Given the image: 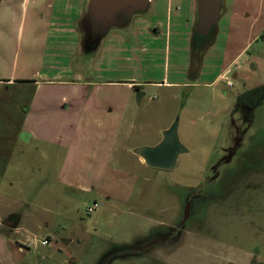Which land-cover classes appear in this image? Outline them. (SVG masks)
<instances>
[{
    "label": "rangeland",
    "instance_id": "obj_1",
    "mask_svg": "<svg viewBox=\"0 0 264 264\" xmlns=\"http://www.w3.org/2000/svg\"><path fill=\"white\" fill-rule=\"evenodd\" d=\"M25 24L20 33L10 27L0 37L6 62L0 76L8 75L11 68L18 77L41 71L37 65L39 54L43 55L41 37L30 30L31 18ZM213 29L191 43L183 37L180 48L165 44V53L162 48L158 59H153V77L165 70V76L173 80L179 61L177 72L183 74L186 85L147 87L141 104L136 100L138 108L133 103L128 106L115 140V114L98 117L109 123L103 126L86 123V135L74 133L72 140L67 131L62 142L71 150L67 163L59 143L50 159L37 143L28 147L11 143V132L1 127L7 114L19 117L22 93L43 95L41 100H31L26 111L21 108L41 131L56 130V134L61 123L78 120L71 113L75 115L74 97L84 87L75 83L79 79L69 69V53L77 56L76 46L69 41V47H52L49 65L53 69L47 77L55 82L38 88L0 87V216L20 211L14 238L39 244L51 235L53 246L55 239L62 243L64 237L73 238L82 243L70 250L77 252L78 259L84 253V259L74 264H227L236 248L264 256V97L254 107L238 103L240 95L264 85V17L242 25L224 16ZM149 54L148 48L147 61ZM83 55L92 58V71L98 54L87 50ZM125 70L109 76L124 78ZM146 70L141 74V68L137 69L135 76L142 78ZM94 72L85 76L93 77ZM92 89L96 94L104 92V99L125 94L114 85L92 86L87 92ZM110 104L120 111V103ZM174 124L186 147L176 168L140 164L132 153L134 147L158 144ZM22 136L26 140L29 135ZM28 160L36 161V166L24 168ZM189 201L191 214L182 228ZM29 209H35L40 218H27ZM155 220L163 224L156 225ZM172 236L176 238L172 243L165 242ZM33 250L42 256L44 248ZM151 254L154 259L148 258Z\"/></svg>",
    "mask_w": 264,
    "mask_h": 264
},
{
    "label": "crops",
    "instance_id": "obj_2",
    "mask_svg": "<svg viewBox=\"0 0 264 264\" xmlns=\"http://www.w3.org/2000/svg\"><path fill=\"white\" fill-rule=\"evenodd\" d=\"M91 2L92 0H0V37H4L10 27H14L20 33V30H24L25 28V21L31 18L32 25H30V30H33L35 34L38 33L39 37H41L39 52H43V55L39 54L37 62V65H40L41 71L36 70L34 72L38 75L18 77L13 73L14 69L11 68L7 72L8 75L0 76V87L10 89L13 86L28 85V87L38 88L43 84L55 82L53 78L47 77L53 69V66L49 65L54 51L52 47L59 44L69 47L67 46V42L69 41L71 47L76 46L77 56L71 54L72 51L69 53L70 68H68L70 69V73L79 79V82L75 83L84 87V92L74 97V103L77 105L75 109L76 113L75 115L71 113V116H77L78 120L69 118L67 121L71 124L67 122L65 124L61 123L58 126V134H55L56 130L44 129L41 131L36 123H32V115L24 113L26 108L31 106V100H41L43 99L41 97L43 95L22 93L19 95L17 104L19 117L7 114L5 116L6 121L2 123L1 127L5 133L11 132V143H16L17 145L21 143L27 147L30 143H37V147H43L49 152L50 159L52 155H55L54 153H57L56 149L59 143L60 147L63 148L60 152L64 163H67V159L71 153L69 147L62 144L67 131L70 132L72 140L74 133L80 132L86 135V132L83 131L86 123L90 122L93 124L94 122H98L100 126H103V124L109 123H105V119L98 117L115 114L116 120L114 121L115 124H113L115 126L113 139L115 140L122 129L123 119L126 116L125 114H127L128 106L133 103L138 108V105L141 104V101L145 97V89L147 87L165 88L166 86H170L171 88H180L185 86L186 81L181 79L183 74L177 72L180 68L179 61L172 77L173 80H169L170 77L165 76V70L162 74H157L153 77L154 72H151L153 71L152 65L156 62L153 59H158L157 55L162 48L165 53V44H175L177 45L176 48H180V45H184L183 37L189 40L190 43L194 38V26L197 20V0H150L146 11L135 13L124 24L111 28L93 45H84L85 26L83 20ZM119 14H121L120 11ZM224 16L232 20H239V22H242V25L250 19H254V21L260 20L264 17V0H226L224 13L221 18ZM187 35L190 37L188 38ZM3 44L4 39L0 38V67L6 65L1 55L4 49ZM148 48L150 49V56H147V61L145 53L148 51ZM86 49L98 54L99 62L94 67L95 72L94 69L90 71V61H92V58L84 57L85 55H83L87 51ZM245 49L247 47L242 50L238 57L243 54ZM53 56L54 62H56V52ZM86 58L88 59L87 61ZM121 68L126 69L125 73L127 76L115 79L109 76L122 72ZM139 68H141V74L142 69L147 68L145 72L143 71L146 74L142 78L135 76V72ZM91 72H94L93 77L85 76L86 73ZM227 73L228 71L225 76L222 75L221 77L226 79ZM113 85L123 88L125 90L124 96L104 99V92L102 95L94 93L93 89L87 92V89L92 86L93 88L96 86L107 88L113 87ZM71 98L73 99L72 95ZM136 100L138 101V105ZM110 103H120V111L118 109V111L115 110L116 108ZM79 105L82 108H79ZM21 108H25V111L23 112ZM74 121H77L75 126L73 124ZM37 131L43 134L35 133ZM59 131L61 133L60 137ZM25 133H28V138L26 140L21 139V137H25L22 136ZM71 140H68L66 143ZM137 147L141 146L134 148ZM132 153L135 154L134 151ZM112 154L113 151L110 152L108 157L111 158ZM35 163L36 161L28 160L23 163V167L31 166L29 164L36 166ZM139 163L148 166L141 157H139ZM112 207L115 208L114 205ZM19 215L21 216L20 211H15L7 214L3 213L0 216V264H74L84 259L83 250L79 254V259L78 254H76L77 252L75 253L70 250L77 243L73 238L64 237L62 238V243H59V240L55 239V246H53L54 239L51 235H47L39 244L33 243L30 239L14 238L13 235L18 234L19 231L14 226L18 225L17 219ZM40 216L35 213V209H29L26 213V217L30 219H38ZM9 218L12 219L8 220ZM13 221L16 223L14 224ZM40 221L43 220L41 219ZM154 222L156 225L163 224V222L157 220ZM44 240H47L49 243L43 245L42 242ZM39 247L44 248L42 256L33 250L34 248L39 249ZM238 251L240 250L236 248L230 254L231 258L226 260L227 264L264 263V256L260 253L255 255L254 252H251L247 248L241 249L240 252ZM152 256V254L148 255V258L154 259L155 257ZM134 258L139 259V257ZM96 259H99V257ZM124 259L127 260L125 257ZM82 264L88 263L83 262Z\"/></svg>",
    "mask_w": 264,
    "mask_h": 264
},
{
    "label": "water",
    "instance_id": "obj_3",
    "mask_svg": "<svg viewBox=\"0 0 264 264\" xmlns=\"http://www.w3.org/2000/svg\"><path fill=\"white\" fill-rule=\"evenodd\" d=\"M150 0H92L84 17L85 43L93 45L111 28L130 20L135 13L147 10ZM226 0H197V20L194 33L208 36L224 13ZM119 11L121 14H119ZM117 14V15H116ZM98 26V28H97ZM100 27V28H99ZM134 153L152 168L174 170L178 158L186 152L178 134V125L174 124L163 133V138L155 146L134 148ZM187 213L181 221L185 226L191 214V201L187 203Z\"/></svg>",
    "mask_w": 264,
    "mask_h": 264
},
{
    "label": "trees",
    "instance_id": "obj_4",
    "mask_svg": "<svg viewBox=\"0 0 264 264\" xmlns=\"http://www.w3.org/2000/svg\"><path fill=\"white\" fill-rule=\"evenodd\" d=\"M196 37H201V36L194 33L193 39H195ZM263 97H264V85H261L240 95L238 97V103L239 105L254 107L262 100ZM257 264H264V263H257Z\"/></svg>",
    "mask_w": 264,
    "mask_h": 264
},
{
    "label": "flooded vegetation",
    "instance_id": "obj_5",
    "mask_svg": "<svg viewBox=\"0 0 264 264\" xmlns=\"http://www.w3.org/2000/svg\"><path fill=\"white\" fill-rule=\"evenodd\" d=\"M172 238H173V236H172ZM172 238L171 237H166L165 238V242L172 243L176 239L175 237L173 239ZM255 264H257V263H255Z\"/></svg>",
    "mask_w": 264,
    "mask_h": 264
},
{
    "label": "built area",
    "instance_id": "obj_6",
    "mask_svg": "<svg viewBox=\"0 0 264 264\" xmlns=\"http://www.w3.org/2000/svg\"><path fill=\"white\" fill-rule=\"evenodd\" d=\"M229 85H232V83H230ZM91 210H92V209L90 208L89 211H91ZM48 243H49V242H48L47 240H44V241L42 242L43 245H47Z\"/></svg>",
    "mask_w": 264,
    "mask_h": 264
}]
</instances>
